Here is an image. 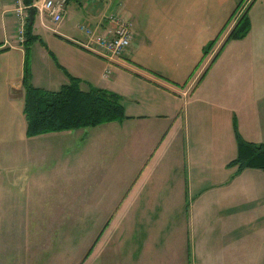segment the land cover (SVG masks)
<instances>
[{
	"label": "crops",
	"instance_id": "0c3cea01",
	"mask_svg": "<svg viewBox=\"0 0 264 264\" xmlns=\"http://www.w3.org/2000/svg\"><path fill=\"white\" fill-rule=\"evenodd\" d=\"M13 8L0 0V264H172L176 248L138 229L176 223L177 212L199 235L211 201L236 198L234 186L241 202L221 217L228 248L239 252L224 264H264V168L235 174L229 164L237 130L264 141V0H67L59 22L38 8L33 83L57 90L80 77L84 88L121 94L128 117L33 136ZM246 9L247 36L228 41L196 84ZM115 12L132 21L133 35L125 56L110 61L84 45L81 25L102 32ZM68 224L99 226L71 237L53 230ZM200 237L191 246L202 253Z\"/></svg>",
	"mask_w": 264,
	"mask_h": 264
},
{
	"label": "trees",
	"instance_id": "16d2710c",
	"mask_svg": "<svg viewBox=\"0 0 264 264\" xmlns=\"http://www.w3.org/2000/svg\"><path fill=\"white\" fill-rule=\"evenodd\" d=\"M25 2L32 4L33 0H25ZM248 9L244 10L236 20L219 47L220 49L212 57L210 64L203 71L196 84H200V80L206 75L228 41L243 39L247 36L252 24ZM33 24L29 20L26 26V59L23 76L25 90L24 113L27 119V134L29 136L89 127L104 122L123 120L128 117L121 94L115 90L92 84L84 88L82 85L84 81L80 77L69 75V81L57 90L36 86L32 81L29 56L31 44L37 39V36L33 33ZM223 32L224 28L217 35L218 37L204 46V57L214 49L213 47L217 44ZM237 138L239 140L238 156L229 162L230 165L237 167L235 174H238L244 168H264V141L246 140L238 130Z\"/></svg>",
	"mask_w": 264,
	"mask_h": 264
},
{
	"label": "rangeland",
	"instance_id": "374dc122",
	"mask_svg": "<svg viewBox=\"0 0 264 264\" xmlns=\"http://www.w3.org/2000/svg\"><path fill=\"white\" fill-rule=\"evenodd\" d=\"M37 20H38V15H36V19L34 21L36 22ZM32 45L33 44H31V46ZM29 56L31 59V52ZM237 188L238 187L234 186L231 192L228 190L230 193L228 195H231L232 193H234L237 196L236 198H233V199L232 197L230 199L228 198L227 201L224 203H221V202L214 203L215 201H211L210 209L206 210L207 212L205 211V214H204L205 216L201 221L202 225L199 228V231L200 233L201 231H203L204 243L205 245L208 246V250H202V253L198 251L197 249L193 250V247L191 246L193 243V238L195 236L198 242L200 241L201 239L200 233L198 235L197 233L198 230L195 233L194 232L191 233L190 231H188L185 220H182L183 215L181 216V214H178L177 212H174L175 217H177L178 219L176 223H173V221H171L170 224L169 223H159L163 225L162 231L161 230L158 231L159 224L155 225V227L152 226L151 230L149 229V226L151 225H149L145 229H143V227H140L138 229V236L149 235V237L152 240V243H156L161 240L159 248L160 247L162 248L168 245H170V247L172 246L173 248H176L174 256L172 255L173 256L172 264L183 263V261L186 262L187 264H214L213 263L214 261L218 262L216 264H224V261H226V259L229 258L230 252H233V254L236 252H239V249L231 250L228 248L227 241H229V239H228V234H227V228H225L226 222H225V219L221 217V212L222 211L225 212L226 206L231 205L232 207L236 204H240L241 191L240 189L238 191ZM217 195L218 194L216 192L214 194L210 193L209 197L215 198ZM234 225H235L234 228L242 227L241 222L240 224H234ZM56 226H60L61 232L68 233L70 236V235H74L75 232L77 231H80V233H84V234H89L88 232L93 233L94 231L97 230V226L99 225H91V224L89 225H75V224L73 225L72 224L53 225V230L56 228ZM212 227L213 228L215 227V228L212 229ZM191 234L195 236L193 237ZM71 240L72 242L75 241V239H71ZM187 247H188V250H187V253H185ZM213 247H215L214 250L212 249ZM204 249H206V247ZM178 253H179V256H178Z\"/></svg>",
	"mask_w": 264,
	"mask_h": 264
},
{
	"label": "built area",
	"instance_id": "2783aa9c",
	"mask_svg": "<svg viewBox=\"0 0 264 264\" xmlns=\"http://www.w3.org/2000/svg\"><path fill=\"white\" fill-rule=\"evenodd\" d=\"M14 13L17 19V33L20 42L26 39V26L29 22L30 5L25 0H13ZM97 1V0H92ZM67 0H38L34 4L42 11H46L56 22L64 15ZM107 19L111 22L102 32H97L92 24H82L81 28L90 35V40L84 45L98 55L113 61L118 60L126 54L131 44L133 35L132 21L115 12Z\"/></svg>",
	"mask_w": 264,
	"mask_h": 264
},
{
	"label": "water",
	"instance_id": "95a60500",
	"mask_svg": "<svg viewBox=\"0 0 264 264\" xmlns=\"http://www.w3.org/2000/svg\"><path fill=\"white\" fill-rule=\"evenodd\" d=\"M35 13H36V9L34 7H31L30 8V23H33L34 22V18H35Z\"/></svg>",
	"mask_w": 264,
	"mask_h": 264
},
{
	"label": "bare ground",
	"instance_id": "6f19581e",
	"mask_svg": "<svg viewBox=\"0 0 264 264\" xmlns=\"http://www.w3.org/2000/svg\"><path fill=\"white\" fill-rule=\"evenodd\" d=\"M34 2V1H33ZM32 2V4H29L30 5V8L31 7H34L36 10L39 8V7H37L34 3ZM28 4V3H27ZM30 8H29V11H30Z\"/></svg>",
	"mask_w": 264,
	"mask_h": 264
}]
</instances>
